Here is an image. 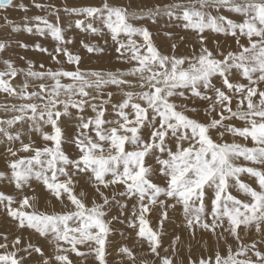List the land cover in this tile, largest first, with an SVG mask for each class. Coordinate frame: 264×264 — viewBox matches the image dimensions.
<instances>
[{"label": "snow or ice", "instance_id": "1", "mask_svg": "<svg viewBox=\"0 0 264 264\" xmlns=\"http://www.w3.org/2000/svg\"><path fill=\"white\" fill-rule=\"evenodd\" d=\"M31 7L56 22L29 17V5L18 0H0L2 27L9 35H50L51 52L39 43L32 50L57 67L25 57L18 66L7 55L11 43L0 40L7 101L0 140L8 145L0 182L15 190L0 191V215L12 226L11 238L0 232V264H109L116 223L147 245L152 264H264V0H158L138 10L117 0L65 4L76 29L110 37L128 66L107 71L82 67L60 26V7L37 0ZM10 11L25 13L23 23ZM161 17L194 37L190 52H179L186 35L165 32L172 43L163 51L138 24ZM80 47L104 51L84 40ZM25 133L39 136L25 142ZM53 202L59 211L47 210ZM170 211L182 215L189 240L199 234L207 254L193 259L189 249L180 258L175 234L164 247ZM118 255L148 264L127 245Z\"/></svg>", "mask_w": 264, "mask_h": 264}, {"label": "rangeland", "instance_id": "2", "mask_svg": "<svg viewBox=\"0 0 264 264\" xmlns=\"http://www.w3.org/2000/svg\"><path fill=\"white\" fill-rule=\"evenodd\" d=\"M18 2H22L29 5V12L27 13L29 17L35 15H42V16H46L51 22L53 23L56 22L55 17L49 15L47 11H40L38 9L31 7V0H18ZM37 2L43 4L53 3L61 8L60 26L65 29L66 38H71L74 40V43L72 45H69V47L74 52H76V50H79L77 51V53H79L82 57V63H84L82 67L84 69L107 71V70H116L119 68L126 70L128 66L121 64L117 60V53L114 50L115 45L111 41L110 37L102 38L98 36H91L85 32L80 31L79 29H76L74 27V18L66 13H63V6L65 4H67V6L69 7L79 8L94 4L98 5L100 3V0H37ZM117 2L123 3L125 5L131 3L133 9L138 10L140 8L147 9L149 7H152L153 5L158 3V0H117ZM159 2L166 3V2H170V0H159ZM8 14H9V18L14 20L17 24L23 23V17L25 13L18 11H10ZM3 15L4 13H0V40H7L11 43V48L8 50L7 55L10 56L18 66H24L25 64V61L21 60L20 57H25L26 59L32 60L37 64V66L42 62L43 63L45 62L44 64L46 65V67H51L55 65L54 62L48 56L32 50V46L36 43H39L43 47H46L49 50V52H51L55 47L56 42L51 39L50 35L45 37H40L39 35H29L25 31H20L9 35L2 27ZM70 24L71 27H69ZM138 24L146 26L150 29V31L153 33L156 44L159 47H161L163 51H169V46L172 43V41H169L165 37L164 35L165 32H172L174 33L175 37L186 35L187 42L179 47V52L181 54H186L190 52L195 44L194 37L190 33H185V31L180 26V22L169 21L167 17H161L158 20V22L155 24H153L150 20L140 21L138 22ZM214 36H215L214 33L210 34L209 36L210 40ZM105 39H107V43H105ZM220 39L223 40L224 38L221 37ZM81 40H84L86 43H91L95 46L103 48L104 51L102 53L89 54L83 48L80 47ZM18 42L28 44L29 49L26 51L25 49L19 47ZM228 44H231L232 47H235V45L232 44L230 39L228 40ZM210 46L214 47L215 45L212 44ZM6 102L7 101L5 99V96L2 93H0V105H3ZM177 103H179V101H177ZM187 103L189 104V106H192L193 102L188 101ZM197 107L200 108V105L197 104ZM3 116L4 113L2 110H0V118H2ZM72 127L73 125L71 122L66 125V129L69 132L71 131ZM38 136H39L38 133L34 134L33 137H30L28 133H25V142H27L29 138H38ZM228 139L231 140V137H228ZM240 142L247 143L248 146H251L250 141L248 142L240 141ZM16 146L18 147V144ZM7 147L8 145L3 140H0V172H4L7 170V160H6V157L8 155ZM245 182L251 184L253 187H256V185L253 184L252 178H246ZM0 191H4L10 194H15L14 188L11 185L7 184V182H0ZM55 203L56 202L49 204L47 206V210L52 211L55 209L56 211H59L60 210L59 205ZM169 215H170V222L167 223L166 233L162 237L164 247L169 246L172 239L174 238L173 234H175V235H180L182 238V242L179 245L180 258H187L189 256V249H191V253H192L191 256L193 259L198 258L202 253L207 254L205 252L204 245L201 242H199L200 241L199 234L197 235L195 241L189 240V234L184 229L182 215L179 213H172L171 211ZM7 224H9L8 220L5 221V217L3 215H0V232L9 231L11 238L12 227L10 229L8 228L9 230H7L6 228L11 226L10 224L9 225ZM115 228L117 230L114 231L110 236L111 243L109 246V255L107 256L109 264H128L127 260H122V257L118 255L119 247L124 245L133 248V250L137 253L138 261L140 259H144L148 262V264H152L154 258L148 253L146 244L143 247H141V245L136 240L132 239L131 230L128 229L126 225H121L119 223H116ZM120 232H124L125 236L122 237L120 235ZM24 235L25 238L27 239L29 234L25 232ZM204 239L207 240L208 237L205 236ZM211 243L213 245L215 244V238L212 239ZM184 246L187 248L186 253H184L182 250V247ZM258 246L264 247V245H258ZM73 258L74 261H76V258L75 257ZM32 264H35V261H33ZM77 264H85V262L81 261V262H77ZM86 264H92V261L89 260L86 262Z\"/></svg>", "mask_w": 264, "mask_h": 264}, {"label": "bare ground", "instance_id": "3", "mask_svg": "<svg viewBox=\"0 0 264 264\" xmlns=\"http://www.w3.org/2000/svg\"><path fill=\"white\" fill-rule=\"evenodd\" d=\"M72 47H73V46H72ZM77 51H79V50H76V52H77ZM9 53H10V52H9ZM44 58H46V57H44ZM42 63H43V62H42ZM44 63H45V62H44ZM83 64H84V63H82V65H83ZM51 67L55 68V67H57V65H53V66H51ZM1 163H2V162H1ZM10 188H11V187H10ZM55 204H56V203H55ZM180 217H181V216H180ZM5 221H7L6 218H5ZM3 224H4V223H3ZM5 225H6V223H5ZM7 225H9V224H7ZM11 227H12V226H9V227H7L6 229L9 230ZM8 228H9V229H8ZM182 250H183L184 253H186L187 248L184 246V247H182ZM197 251H199V250H197ZM191 254H192V253H191ZM73 259H74V258H73Z\"/></svg>", "mask_w": 264, "mask_h": 264}]
</instances>
